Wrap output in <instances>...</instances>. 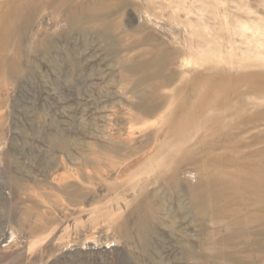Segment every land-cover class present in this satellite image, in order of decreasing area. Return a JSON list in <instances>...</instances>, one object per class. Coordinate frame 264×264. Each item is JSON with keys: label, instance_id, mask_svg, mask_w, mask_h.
I'll list each match as a JSON object with an SVG mask.
<instances>
[{"label": "rangeland", "instance_id": "obj_1", "mask_svg": "<svg viewBox=\"0 0 264 264\" xmlns=\"http://www.w3.org/2000/svg\"><path fill=\"white\" fill-rule=\"evenodd\" d=\"M0 264H264V0H0Z\"/></svg>", "mask_w": 264, "mask_h": 264}]
</instances>
